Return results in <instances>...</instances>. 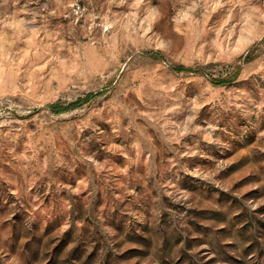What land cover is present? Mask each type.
Returning <instances> with one entry per match:
<instances>
[{
    "label": "rangeland",
    "instance_id": "374dc122",
    "mask_svg": "<svg viewBox=\"0 0 264 264\" xmlns=\"http://www.w3.org/2000/svg\"><path fill=\"white\" fill-rule=\"evenodd\" d=\"M0 264H264V0H0Z\"/></svg>",
    "mask_w": 264,
    "mask_h": 264
},
{
    "label": "trees",
    "instance_id": "16d2710c",
    "mask_svg": "<svg viewBox=\"0 0 264 264\" xmlns=\"http://www.w3.org/2000/svg\"><path fill=\"white\" fill-rule=\"evenodd\" d=\"M173 69L177 72H181V71H196L197 69H193L191 67H184L183 65H175L173 67ZM236 74H233L230 77H219L217 79H211V82H213V84H224L227 83L229 81H232L235 79ZM90 96H92V93H89L87 95L84 96L83 99H77L76 101H74L73 103L69 104L67 107H61V105H59L58 103H53L49 105V108L52 112L54 113H61L64 110H66L68 107L69 108H74L76 106H78L79 104H81V102L87 100V98H89Z\"/></svg>",
    "mask_w": 264,
    "mask_h": 264
}]
</instances>
